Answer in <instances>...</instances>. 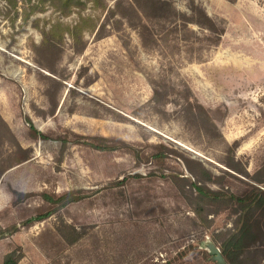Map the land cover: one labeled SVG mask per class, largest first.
I'll return each instance as SVG.
<instances>
[{"label": "rangeland", "instance_id": "374dc122", "mask_svg": "<svg viewBox=\"0 0 264 264\" xmlns=\"http://www.w3.org/2000/svg\"><path fill=\"white\" fill-rule=\"evenodd\" d=\"M104 1L106 8L87 3L82 14L96 26L79 52L65 34L52 72L38 62L42 30L75 24L78 13L60 15L42 0H0V264L14 250L18 264H216L206 244L220 245L235 216L225 211L208 216L210 227L195 225L176 183L148 179L161 173L148 157L163 144L164 173L187 175L191 158L234 192L247 190L248 176L225 172L235 145L249 175L264 165V0ZM201 10L217 32L200 25ZM182 92L214 124L188 113ZM27 117L70 141L30 139ZM75 134L119 148L96 150L74 142ZM126 144L145 155L141 162ZM68 191L86 197L25 225L41 212L44 193ZM246 257L264 264V246Z\"/></svg>", "mask_w": 264, "mask_h": 264}, {"label": "trees", "instance_id": "16d2710c", "mask_svg": "<svg viewBox=\"0 0 264 264\" xmlns=\"http://www.w3.org/2000/svg\"><path fill=\"white\" fill-rule=\"evenodd\" d=\"M12 4H16V0H10ZM43 4L49 5L54 11L60 15L69 17L73 13H78V19L75 24L69 25L62 21H57L50 25L47 29L44 27L42 30L43 39L39 46L36 47L40 59L38 62L53 72L55 61L52 62V57H57L61 52V45L65 44L64 37L68 33L69 36L74 40V50L79 52L83 49V38L87 30H91L96 24L91 23L94 20L89 16H84L82 11L86 8L87 3H92L95 8H106L104 0H42ZM234 2L235 0H229ZM147 0H144L146 4ZM141 9L144 11V7L139 3ZM38 5L33 4L29 8L25 9V22L28 21L30 13L35 12ZM29 9L30 11L28 12ZM116 13L115 9H111L109 16ZM202 19L199 21L200 25L210 30L217 32L214 21L204 13L200 11ZM36 27H39V20L36 21ZM103 32V30H102ZM213 40L218 43L219 38L213 37ZM46 56V57H45ZM47 58V59H46ZM50 62V63H49ZM159 93L156 90L154 92L153 99L159 102ZM182 96L185 102V110L191 115L196 114L200 119H206L208 123L214 124V119L211 118L207 110L202 104L196 101H192L191 96L188 93L182 92ZM0 121L3 120L0 118ZM29 125V137L32 140L42 139H57L64 143L70 141L69 134L64 136H54L43 133L40 131L32 122L30 117L26 118ZM76 138H80L78 141H74L78 144H83L90 148L111 151L116 150L119 147L114 145L113 139L104 136H81L76 135ZM237 146V145H235ZM235 146L232 147L231 158L227 163L230 177H236L235 173L244 174L249 177V187L243 193L234 192L224 181V176H215L208 168L203 165L200 160L185 159V173L179 174H166L164 173V165L166 164V146L163 144L152 145L153 151L148 157L151 161L155 162L159 166L161 173L159 175L155 172H151L148 175V179L163 178L171 180L178 185V191L182 195V199L187 208L194 213L192 221L197 226L203 228L210 227L212 220L208 219L209 215H218L225 211L230 212L234 217V227L229 230L222 239L221 244L218 242H212L223 254L225 264H246L247 253L253 247L258 244L264 246V165L258 169L253 175H249L245 169L240 168V163L234 159L233 152ZM129 152L134 154L139 162H141V154L145 155L135 147L125 145ZM141 153V154H140ZM232 172H231V171ZM159 176V177H158ZM138 178H142V175H137ZM126 181V180H125ZM121 182H124L122 180ZM220 183L224 186L218 187L217 189L212 188L210 185ZM86 196L80 191H68L61 194L52 192L44 193L43 198L45 205L40 208L41 212L35 217L30 218L26 221V226L33 225L36 221L43 220L62 208L83 200ZM17 227L13 226L8 231L16 230ZM6 232V230H0V237ZM65 235V233H64ZM81 237L79 232L75 235H70V241L73 243ZM215 239V238H214ZM217 240V239H215ZM209 244H206L207 250L204 252L208 257H212L213 260L218 263L214 256L211 254ZM22 257V253H18L16 250L9 252L5 255L2 264H18ZM166 264H177L176 261H168Z\"/></svg>", "mask_w": 264, "mask_h": 264}, {"label": "water", "instance_id": "95a60500", "mask_svg": "<svg viewBox=\"0 0 264 264\" xmlns=\"http://www.w3.org/2000/svg\"><path fill=\"white\" fill-rule=\"evenodd\" d=\"M211 254L214 256V259L220 263V264H225V260H224V257H223V254L222 252L220 251L219 248H217L214 244H209L208 246Z\"/></svg>", "mask_w": 264, "mask_h": 264}]
</instances>
